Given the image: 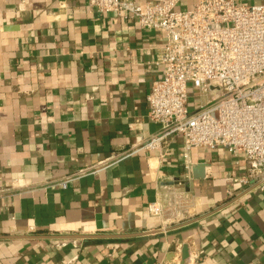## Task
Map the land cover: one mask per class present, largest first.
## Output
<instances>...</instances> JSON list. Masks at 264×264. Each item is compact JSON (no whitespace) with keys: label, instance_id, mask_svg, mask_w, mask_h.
Listing matches in <instances>:
<instances>
[{"label":"crops","instance_id":"0c3cea01","mask_svg":"<svg viewBox=\"0 0 264 264\" xmlns=\"http://www.w3.org/2000/svg\"><path fill=\"white\" fill-rule=\"evenodd\" d=\"M165 42L93 0H0V235L16 236L0 264H180L185 245V264H264V189L236 183L244 157L196 146L186 162L177 137L164 157L117 160L160 130L147 96ZM77 233L140 235L57 237Z\"/></svg>","mask_w":264,"mask_h":264},{"label":"built area","instance_id":"2783aa9c","mask_svg":"<svg viewBox=\"0 0 264 264\" xmlns=\"http://www.w3.org/2000/svg\"><path fill=\"white\" fill-rule=\"evenodd\" d=\"M181 2L93 0L101 14L114 12L166 34L157 55L164 75L147 96L148 115L160 130L117 160L139 150H157L164 157L180 137L186 162L193 147H225L248 161L245 174L235 179L242 190L264 189V2L197 0L191 8H181ZM190 86L201 95L194 110ZM76 179L70 176L44 187L67 188ZM149 209L159 214V202H151Z\"/></svg>","mask_w":264,"mask_h":264},{"label":"water","instance_id":"95a60500","mask_svg":"<svg viewBox=\"0 0 264 264\" xmlns=\"http://www.w3.org/2000/svg\"><path fill=\"white\" fill-rule=\"evenodd\" d=\"M147 233V232H140ZM140 233H126V234H67V235H58L57 237L66 238V239H82V238H115V237H126V236H135L140 235ZM13 238L16 236L12 235H0V238ZM189 246L185 245L182 249V256L180 264H185L186 259L189 257Z\"/></svg>","mask_w":264,"mask_h":264},{"label":"rangeland","instance_id":"374dc122","mask_svg":"<svg viewBox=\"0 0 264 264\" xmlns=\"http://www.w3.org/2000/svg\"><path fill=\"white\" fill-rule=\"evenodd\" d=\"M189 103H190V108L192 110L199 108L200 103H201L200 92L194 86H190V89H189Z\"/></svg>","mask_w":264,"mask_h":264}]
</instances>
